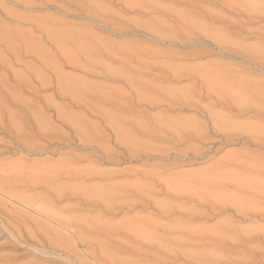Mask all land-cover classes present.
Here are the masks:
<instances>
[{
	"label": "rangeland",
	"instance_id": "374dc122",
	"mask_svg": "<svg viewBox=\"0 0 264 264\" xmlns=\"http://www.w3.org/2000/svg\"><path fill=\"white\" fill-rule=\"evenodd\" d=\"M0 25V33L6 34H0V38H6L2 39L5 44L9 42L5 45L0 39V57L9 61L15 59L14 52H22L20 56L16 55L20 60L18 65L16 62L13 66L20 76L24 72L22 77L26 76L25 66L37 71L35 64L40 62L37 59L46 54L45 59L52 57L51 62H59L56 67L64 69L61 71L64 74L81 79L89 86L108 87L104 91L109 90L112 94L114 105L98 101L96 104L95 100L86 99L96 110H110L114 115L121 114V118L143 125L163 119L164 123L183 129L189 125L202 129L198 131L200 138L190 137L182 143H175L168 134L147 139L140 137L139 141L152 147L153 152L130 159L122 155L123 149L116 144L115 134L101 124L98 115L68 105V101L52 99L54 105L67 108L69 115H81L85 122L101 131L100 135L107 142L104 144L117 155L106 161L96 146L82 148L72 131L53 117V111L44 114L25 111L27 114L24 115L23 107L28 110L30 106L43 107V99L51 97L53 91L41 90L38 96L16 88L12 73L7 74L0 64V83H8L10 87L7 85L0 96L3 94L7 98L5 104L10 103L6 104L9 111H16L18 116L22 114L20 118L24 124L29 121L28 125H23L26 136L33 131L31 126L28 127L29 123L41 120L49 128L52 125V132L62 137V141L51 143L30 136L32 139L29 137L24 145H20L10 132L0 128V264H74L65 259V253L54 251L48 240L56 232L65 238L70 234L36 214V211L45 213L37 201H47L57 187L81 190L83 186L90 190L95 186L94 189L103 192L104 187L111 190L123 185L132 186L130 184H137L149 195L147 203L150 204L146 203L144 212L133 209L127 215L112 219L91 209L80 197L52 202V206L57 210L68 208L70 215L67 216L98 223L103 220L105 224L117 225L125 219L145 218L167 228L148 229V239L112 236L116 246L127 245L135 250V254L112 250L113 254L134 264H192L191 260L196 257L221 259L219 264H251V260L246 261L249 255H253V260L257 256L258 261L254 260V264H264V260L258 258L261 252H257L264 247V240H261L264 238V218L252 213L251 217L238 214V209L242 210L244 205L253 211H258L255 206L264 205L261 200H264V136L258 140L249 136L264 132V115L254 114L257 109L264 108V0H0ZM63 38H67V46ZM57 42L63 43L62 51L66 46L70 53L74 52L70 60L74 64L80 62L75 65H83L82 68H63L62 51ZM24 48L39 51L26 52ZM8 49L14 52L10 53ZM78 49L86 56L77 53ZM83 63L88 65V71ZM101 74L111 75L114 81L102 79ZM129 79L142 94L186 96L189 103L184 107L174 103L172 110L162 105L146 108L144 104H137L129 89ZM115 94L117 101H114ZM14 95L23 101L22 106L12 104ZM118 96L125 100L119 102ZM235 99L247 104L243 106L245 112L243 110L239 115L232 107ZM121 100L125 104H121ZM118 104L120 106H115ZM246 106L255 108L249 110ZM116 107L120 108V113ZM213 115L218 116L215 130L210 119ZM25 144H30L33 149L27 146L28 149ZM67 170L79 176L66 177ZM90 170L102 176L93 181L83 179V174L91 173ZM23 201H26L25 207L29 205L27 208L20 204ZM36 203L38 206L33 207ZM155 204L158 208L163 205L193 212L195 218L190 221L192 226L189 228L203 230L204 237L200 232L199 238H203L191 240L178 231H171L177 226L187 227L184 220L187 216L179 220L177 217L181 213L175 211L160 218ZM262 207L259 210L263 213ZM250 233H258L257 236L262 238L255 239L253 235V240H246ZM92 238L96 241L104 239L101 234ZM222 238L229 239L223 242ZM68 242L73 248L77 245L74 251L84 257L82 263L94 264L82 246L71 240ZM227 242H237L241 246ZM250 248L252 250L248 252ZM162 259L166 262L160 263Z\"/></svg>",
	"mask_w": 264,
	"mask_h": 264
},
{
	"label": "bare ground",
	"instance_id": "6f19581e",
	"mask_svg": "<svg viewBox=\"0 0 264 264\" xmlns=\"http://www.w3.org/2000/svg\"><path fill=\"white\" fill-rule=\"evenodd\" d=\"M1 35H3V33ZM4 35H6V34H4ZM51 36H52V34H51ZM61 38L62 37H60L59 39H61ZM64 38H63V41H65L67 39V38L66 39H64ZM2 39H4V38H2ZM7 39H8V37H7ZM49 39H51V38H49ZM4 40H2V41H4ZM55 41H57V39ZM59 42H57V44H59L58 45L59 46V50L62 51L60 49V47L63 46V43L62 42L59 43ZM66 43H67V40L64 43L67 46L68 43L67 44ZM4 44H5V41H4ZM6 44H9V42L6 43ZM11 44H13V43H11ZM19 45H20V43H19ZM66 46L63 47L64 48L63 49L64 51H62L61 54H60V52L58 50V52L61 55L62 60L64 62V65L61 63L63 65V68L64 67H69V68L72 67L73 68V66L75 68H78V67H81L82 68L83 65L76 66L77 64L80 63L79 60H78L79 63L76 64V62H75L76 65L73 62H71L72 59L70 60V58L73 56L71 54H73L74 52L70 53L71 50L68 49V47H66ZM6 48H10V47H7L6 46ZM78 48L81 49V50H82V48L84 49V47H82V48L81 47H78ZM14 49H15V47H14ZM67 49L70 50V52ZM79 49H78V52L77 53L82 54L84 51H80ZM9 50L10 49H8L7 51H9ZM85 50H87V49H85ZM1 51H3V50H1ZM12 51L14 52V50H10V53ZM29 51L30 52H35V50H31V49L27 48L26 52H29ZM37 52H35V53H37ZM21 54H22V52L21 53L14 52L15 59L13 58V60H9V61H7L8 58L6 60H4V59H2L3 57L2 58L0 57V64H2V66L4 67V69L7 72V74L10 75L12 73L11 75L14 78L13 80H14V84L16 85V88L17 87L18 88H22L23 91H25V92H31L33 94L35 93L38 96H39V92L41 90H51V91H53L51 97H48V98L46 97V99L44 98L45 100L43 99V101L45 103L43 105V107H40V106H33L32 107V106H30L31 108L29 110L26 107H23V108L21 107L22 108V111L21 112H23L24 115H26L27 113L25 111H28L29 113L32 111L34 114L35 113L44 114L45 111H53V113H54V116L53 117L56 120H59L63 124V126L65 128H69L72 131V133L74 134V137H77V140H78L79 144L82 145V148L83 147L84 148H87V147L88 148L89 147L93 148V146H96L97 147V151H99V153L101 154V156L104 157V159L106 161H110V160L115 159V157H117V155L107 145L104 144L105 141H104L103 137L100 135V132L101 131L99 129H97V127L95 125L91 126L87 122H85L86 119L84 120V118L80 117L81 115L74 116L72 114L73 116H71V113L69 115V113L67 112L68 110H66L67 108L64 109V108H61V106H58V105L56 106V103L54 105L53 104L54 102H51L52 99H53V101H54V99H57V98L58 99H62L64 101H68V103H67L68 105L77 106V107L79 106V107L84 108L87 112L91 113L92 115L93 114L94 115L95 114L98 115L101 118V121H102L101 124H103V126H105L106 128H108L111 132H113L115 134V136H116V139H115L116 141L115 142H116V144L121 149H123V154L122 155L124 157H126V158L128 157L130 159H133V158H136L138 156H141V154H148V153L150 154V152H153V148L152 147H149L145 143H142L141 142L142 141L141 139H140L141 141H139V138L140 137H144V138L147 139V138L152 137V136H155L157 134H161L163 136L168 134L169 137L172 138L171 140H174L175 143H182V142L186 141L190 137H193V138H200L201 137V136H199L200 134L198 132L201 128L199 129V127H196L197 125L195 127H191L189 125V128H184L183 129V128H181V126L179 127V125H172V124L170 125L169 123L166 124V123L163 122V119H159V120L158 119H155V121H154V119H152L155 122L154 124L151 123L152 125L149 124L151 121L148 120L150 122L149 123L147 122L145 125H143V123L140 124L138 122H135L132 119L131 120L133 122L132 121L130 122L127 118L126 119L125 118H121L120 117L121 114L119 115L118 113H116V114L119 115V117H118V115L116 116V114L115 115L112 114V112H110V110L108 112H103L102 111L103 109H101L100 111H99V109H97V110L94 109V107L92 106L93 104L92 105L89 104V102H87V100L92 101V102L95 100L96 102L97 101L100 102V104L101 103H104V102L106 104H108V103L109 104H111V103L113 104V99L111 97L112 94H109L110 93L109 90H108L109 93L108 92H105V91H107V88L108 87L99 86V85L96 86V84H94L95 86H93V85H90L89 86V84L84 83L83 80H81V79H78V78L75 79V77L73 78V77H70V75L68 76L67 74H64V72H61V71H64V69H61L60 70L59 68L57 69V67H56L57 63H59V62L56 63L57 60H55L54 63L51 62L52 57H51L50 60H48L49 58L45 59L46 57H48V56H46V54H45V56L42 55V59L41 58H38V59L36 58L37 61L40 60V62L38 61V62H36L37 64H35V66L37 67L36 69H38L37 71H33L32 68H30L29 66H25V70L24 71H26L27 74H26V76H24L26 78H24L22 76L25 75V72H24V74H22V76H20L21 73L18 74V72L15 71L16 69L15 70L13 69V66L16 64V62H17V65H18V63L20 61V60L18 61V57L16 55L20 56ZM85 54L86 53H83L82 55H85ZM31 55L33 56L34 54H31ZM70 55H71V57H70ZM24 56H26V53L24 54ZM27 56H29V55H27ZM56 59H57V57H56ZM73 60H74V57H73ZM84 63H87V62H84ZM22 64H24V63L22 62ZM81 64H82V60H81ZM54 65H55V67H54ZM58 66H59V64H58ZM84 66H86V67H84L85 68V71H88L89 70L87 68L88 65H85L84 64ZM59 67H62V66H59ZM93 71L91 70L92 73H94ZM46 72H48V75H46L47 74ZM89 73H90V71H89ZM108 75H105V74L102 75V79L104 78L107 81H111V80L114 81V79H112L110 77L111 75L110 76H108ZM115 78H117V77H115ZM129 80L131 82V79H129ZM133 82H131L129 84V89L133 93L134 97L136 98L137 104L138 103L144 104V106H146V108H151V107H154V106H157V105H162V107L166 108L167 110H172L174 103L179 104L178 107H181V106L184 107L187 103H189L188 98L186 96H172V95H169V96H167V95H161L160 96V95H157L156 97H153V96H151V95H153L152 93H150L151 95L150 94L149 95L148 94H142V92L140 93L137 88L135 89V87L133 86L135 83L133 84ZM7 85H8V83H7ZM7 85H5L4 82L3 83L2 82L0 83V94H1L2 90L4 91L5 88H7ZM8 88H10L9 85H8ZM110 88L111 87H109V89ZM110 91H113V90L110 89ZM114 93H116V91ZM117 93H119V92H117ZM9 94H10L9 95V99H10V96H11V92L10 91H9ZM2 95L0 96V128L3 129V130H5V131H8V133L10 132L15 137V140H17V142L20 145L21 144L24 145V143L28 139H30L31 137H35V138H37V140L40 139V140H44L46 142H51V143L52 142L54 143L56 140L59 141V139H61V141H62V137L59 136V134L57 135V134H54L52 132L51 127H53V126L51 125V123H50L51 127L49 128V125L46 122L45 123L40 122L41 120L40 121L37 120L36 122L33 121L35 123H29V126L28 127L31 126L30 129L32 128L33 131L31 130L32 131V134L30 135L31 137L29 136L30 138L28 136H26V133L24 132L25 129H24L23 125H25V124L28 125V122L29 121L28 122L27 121L26 122L24 121L25 122V124H24L23 123V119L20 118L22 116V114H21V116L20 115L18 116L17 113H15L16 111L14 113L12 111H9V109L6 108V104H8L9 102L5 104V102H7V98L5 96L3 97ZM119 95H121V94H119ZM116 96L117 95L115 94L114 101H117ZM120 97L121 96H118V98H119L118 101L119 102H120V99L125 100V98H120ZM13 98L14 99H12L13 100L12 101V104H14L13 102H15L17 104L23 103V101L22 100H19L16 95H14ZM9 99H8V101H9ZM122 100H121V102H122ZM98 102L96 104H98ZM234 102H236L237 104L234 103L233 104L234 106H232V107H233V109L235 111L238 112V115H239L240 112L242 113L243 110L245 112V108L243 106L246 103L243 104L241 101H238V99H235ZM100 104H99V106H101ZM119 104L118 105H115V106H120L121 104H125V103L122 102L120 105ZM24 105H25V103H24ZM20 106H22V104ZM28 107H29V105H28ZM122 107H123V105H122ZM122 107H121V109L124 108V107L123 108ZM246 107L249 108V110L255 108V107L254 108H252V107L250 108L248 106H246ZM11 109L12 108H10V110ZM116 109H117V107H116ZM119 109H117L118 112L120 111ZM262 109L263 110H261V109L258 110L257 109L256 110V113H254V114H260V113H262L261 115H264L263 114L264 113V108H262ZM104 111H106V110H104ZM121 112H123V111H121ZM33 113H31V116H32ZM33 117H34V115H33ZM217 118H218V116H215V115L210 116V119H211V121L213 122V125H214L213 126L214 130H215V126H216L215 120ZM261 118H263V117H261ZM34 120H36V119H34ZM49 121H47V122H49ZM36 125H38V127H36ZM191 125L194 126V124H191ZM34 126H35V128H34ZM124 126H129V127L126 128ZM53 130H55V129L53 128ZM27 134H28V132H27ZM249 136L252 139H254V140H258V139H261L262 136H264V132L259 133L256 136H251V135H249ZM65 140H67V139H65ZM30 141H32V140H30ZM46 142H44V143H46ZM27 143H29V142H27ZM30 143H31V146L34 145V144H32V142H30ZM105 143L107 144V142H105ZM26 144H25V147H27V146L30 147V144L27 145V146H26ZM36 144H37V142H36ZM45 145H42V146H45ZM29 147H27V148L29 149ZM30 148L33 149V147H30ZM165 151L166 150H164V152ZM166 152H167L166 154H168V151H166ZM169 153H170V151H169ZM68 171L69 170H67L66 172H68ZM90 172H91V170H90ZM72 173H73V171L72 172H68V174L65 173L64 176L67 175L66 177L69 176L71 178L72 177L76 178V174L77 173H75V172H74V174H72ZM77 175L79 176V174H77ZM83 176H84L83 179H88L90 181H93V180L99 179L102 175H100V173H98V172H91V173H84ZM55 178H56V176H55ZM130 185H132V186L123 185L122 187L124 189L122 187L121 188L111 189V187H110L111 190H109L106 187H104L105 189H103V187H100L99 189L102 188L103 189V192L97 191L96 188L94 189L95 186L93 188L91 187L92 190H91V188H90V190H86V188L83 189L84 188L83 186H82L83 188L81 187V190H77V187L75 189L74 188L73 189L72 188L71 189H69V188L67 189V188H64V187H60V188L57 187L55 189V191L52 190L53 192L50 194L51 195V198L47 199V201L46 200H41V201L39 200V201H37V203L39 204L40 207H42V210L45 213H39L38 211H36V214L42 216L43 218L46 219V221L51 222V224H53V225H55V226H57L59 228H62L64 230H66L70 234L69 238H65V237H63L62 235H60L59 233L56 232L54 234V236H52V237H50V239H48L50 246L53 245L54 251H60L62 253H65L67 255V256L65 255L66 256L65 259H67L71 263H74V264H85L84 262L82 263V261L84 260L83 259L84 257L83 256L81 257V255L77 254L78 253L77 251H76L77 253H75V251H74V249H76L77 245L74 248H73V244L71 246L69 245V242L68 241L71 240V241H73L74 244L75 243L76 244H79L80 246H82L85 249V254L90 259L93 260L94 264H134V262H132V261L126 259V258H121V257L115 256L113 254L112 250H115L114 253H119V251L122 250L124 252L125 251L128 252V254L129 253L130 254H135V250L133 248H131V246L128 247L127 245H126V247L125 246H122V245L121 246L120 245L116 246L115 243L112 242L113 240H111L112 236H115V234L116 235L118 234V235H123V237L124 236H127V237L129 236L132 239H134V238L135 239H137V238H145V239H148V237L146 235V232H147L148 229L168 230L167 228L163 227V225H160L158 222H153L152 220L145 219V218L136 219L135 221H133L134 219L132 221H127L125 219L124 222H122V223L119 222V224H117V225H114V224L113 225H111V224L109 225V224H107L108 222L105 224V222L103 223V220H102V223H103L102 224L101 222L98 223V221H95V220H90L89 221L88 219H79L78 217L76 218V217H72V216L71 217L70 216H67V215H70L68 213V211H67L68 208H64L62 210H57V209H55L52 206V202L54 203L56 201H61V200L65 199V198H70V197H73V198L74 197L75 198L76 197H80V199L83 202H85L91 209H94L95 208L98 211H100L101 213H103L104 214L103 216L108 217V218L111 217L112 219H116L117 217H119L121 215H127V214H129L131 212V210L134 211L133 209L140 210L139 212H142V211L144 212L145 211L144 209L147 207L146 206V203H147V201H149V195H146V191H144V189L142 187L138 186L137 184L136 185L130 184ZM125 188H127V189H125ZM87 189H89V187ZM119 189H123V190H119ZM124 191H126V192H124ZM30 200L31 199H29V201ZM130 200H133V202H138V203L137 204L136 203H133ZM261 200H262V203H264L263 202L264 200L263 199H261ZM31 201L33 202L34 200H31ZM25 203H26V201H25ZM25 203L23 201L20 204L21 205H24ZM37 203H36V205L33 204L32 206L33 207L34 206L35 207L38 206ZM151 204H152V202H151ZM27 206H29V205H26V207L24 205L25 208H27ZM155 206L157 207L158 205L155 204ZM259 207L258 206L257 207L255 206L254 207V208H256L255 210L258 209V211H253V210H251V208H249V207H247V206L244 205V207H242V210H239L238 209V214H240V216L241 215L242 216L243 215L245 216V214H246V216H247V214L250 215L252 213V214H257L259 217L264 218L263 217L264 210L262 209L263 210V213H262V211L259 210V209H261L262 206H259ZM263 207H264V205H263ZM32 209L33 208L31 207V210ZM209 209H210V207H209ZM213 209H214V207H213ZM175 211H179L181 213L179 215V218L177 217V219H179V220L180 219H183L185 216H187V219L184 218V220L187 222L188 225L185 228L184 227H181V226L174 227V228L170 229L171 231H176V232L178 231L182 235L188 236L191 240H197V238L199 240V239H201V238L204 237L205 234L203 235L202 233H205V232L203 230L201 232V229H199V228H198L199 230L198 229H191V228H189L190 226H192V224H190V221L191 220H194L193 218H195V214H192L193 212L183 211L181 209L180 210L179 209L177 210L176 208L175 209H172V207H165V206L161 205L158 208V210H157V213L158 214L157 213L156 214L160 218H163V216L165 217L167 215H171ZM236 214H237V212H236ZM65 216H67V217H65ZM199 216H201V215H199ZM251 216L252 215H250V217ZM191 222H193V221H191ZM222 231H220V232H222ZM257 231L260 232L261 230L260 231L257 230ZM200 232H201V235L203 237L200 236V238H199V235H200L199 233ZM251 233H253V232H251ZM251 233L246 237V240H250V239L253 240L254 238L255 239L262 238V237L259 238L257 236L258 233L256 235H254V234L251 235ZM95 234H101L104 239L101 240V241H99V240H97V241L96 240H92L93 239L92 236L93 235L95 236ZM219 235H221V234L219 233ZM253 235L255 236L254 238H253ZM214 237L212 239H215ZM219 238H217V239H219ZM240 238H241V236H240ZM228 239L229 238H227V239L226 238L225 239L222 238V241L223 242H226V241H228ZM261 240H264V238H262ZM176 241H175V243H176ZM262 242L264 243V241H262ZM227 243L228 244H232L233 242H230V243L227 242ZM236 243H233V244H236ZM237 244L239 245L240 243H237ZM258 244L260 245V243H258ZM31 246H33V245H31ZM240 246H241V244H240ZM263 248H261V251L255 248V250H258L257 252H261L259 254V256H258V258L260 260H264V253H262V252H264L262 250ZM90 249H92V251L89 252ZM137 249L138 248H136V250ZM244 250H245V247H244ZM251 250H252V248H250V250L248 252H250ZM246 251H247V249H246ZM247 255H249V254H247ZM247 255H245V256L247 257ZM250 257H251V259H250ZM252 258H253V255H249L247 257L248 260L246 258L245 259H246V261H250L251 260L252 262H249L251 264H254L256 261H258V260H256L257 258L256 259L254 258L255 262H253L254 260ZM215 259H213V260H215ZM166 260H168V259H166ZM166 260H163L162 259V260H160V263H162V262L164 263V261L166 262ZM213 260L212 259H205V258L196 257L195 260H193V261L191 260V263L192 264H215V263L216 264H219L218 261H220L221 259L220 260L219 259L218 260L216 259L214 262H211ZM157 261H159V260H157ZM243 264H248V263L247 262H244Z\"/></svg>",
	"mask_w": 264,
	"mask_h": 264
}]
</instances>
